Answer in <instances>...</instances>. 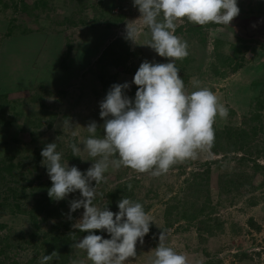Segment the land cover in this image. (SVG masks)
<instances>
[{"label": "rangeland", "instance_id": "obj_1", "mask_svg": "<svg viewBox=\"0 0 264 264\" xmlns=\"http://www.w3.org/2000/svg\"><path fill=\"white\" fill-rule=\"evenodd\" d=\"M25 1L30 4L33 0ZM49 1L52 2L39 13L37 21L39 26L43 27L44 31L42 35L37 34L36 39L29 36H14L9 38L2 36L7 17L10 14V9L5 8V10L3 9V11L0 12V89L6 91L4 95H6L8 99L6 102L7 105L4 108L3 118L0 119L1 121H9L8 124L5 125H2V122L0 123V153L7 151L13 153L15 158L24 154L27 155V153L40 142L46 143V145L53 142L58 143L59 147L57 146V151L61 152L63 151L62 148L66 146V141L74 138L76 144L83 148L82 141L88 137L87 129L84 127H87L92 121H95L98 125L97 135H103V120L99 115V104L103 100V92L100 86H96L94 87L96 92L92 93L90 91L92 82H88L89 79H86L88 74L81 73L85 67L89 68L90 61H92V56L89 54L93 51L88 52L90 50H86L94 42L96 46L95 52L93 53L96 54L98 48L101 46L99 44L101 34L87 29H85L83 33L78 29L74 31V36L71 35L62 23L63 16L67 15L70 11L69 7L61 2V0ZM260 1L261 10L264 11V0ZM255 2L256 0H237V5L240 9L239 13L245 12L248 9V11H254V6H257ZM115 9L116 8H114V10ZM126 11L128 19L123 27L117 29L116 34L119 35L122 29L125 30L126 24L129 23L135 24L138 27L140 31L135 43L130 41V50L134 51V53L125 63L127 69L123 67V69L121 67L118 69L109 67L108 70L116 75V81H114L113 84H123L127 82L132 87V85H135L132 83L133 77L143 61L166 63L169 62V60L168 58L160 57L154 50L142 45L146 40L150 39V33L141 23L138 8H127ZM28 25L31 24L29 23ZM177 25L182 26L184 33H177L176 35L182 37L183 40L185 36L188 46L196 44L198 36L196 34L187 35L185 33L187 22L185 20H180L177 21ZM199 29L201 36L204 37V49H202L204 53L202 54L201 51L195 54L190 51L189 58H193V60L192 62L190 61L182 65L183 71H180L179 75L183 79L189 92L194 90L192 81L193 78H196L200 81V86L209 88L219 97L220 102L223 103L228 110L232 109L235 107L236 97L239 95L242 96V94L245 93L241 87L245 86V83H249L253 78L262 76V73H264V46H260V43H264V40L256 39V42L248 43L252 46L246 52V56L247 58L249 57V60L243 62V65L238 67L236 71L228 70L224 74H217L209 69L211 52L213 51L212 40L218 38L222 42L218 50L223 53H228L230 51V44H236V42H234L235 39L231 37L228 30L224 27L202 26ZM65 37L70 40V44H72L73 47L80 43L75 53H81L80 58L77 59L76 56L74 57L71 62L72 66L68 69L67 73H64V71H61L60 68L55 65L57 63V56L55 54H58L62 49L64 51L63 43L65 42ZM259 47H263V50H259ZM55 49L57 50L56 52L54 51ZM84 51L89 54H84ZM256 54L261 56L257 57ZM75 59L79 61H75ZM180 63L181 62H177L176 64ZM258 63H261V65ZM220 70L221 69H219V71ZM5 71L9 73L7 76L8 78H1ZM33 75L35 77V83H43L48 89H51V94L46 97L48 98L47 108L52 111H57L55 119H49L51 121V126H45L48 116L40 117L37 113L39 102L31 98L32 90L29 89V87H25L26 79L28 77L33 78ZM84 75V80H80ZM58 85H64L68 92V94L63 97L62 101L59 99L55 100L57 98L55 88H57ZM131 87L125 90V95L133 99L135 93L130 94V91L134 90L136 92V89ZM76 98L79 100L77 103H74ZM51 104L54 106L56 104V106L53 107ZM241 118L240 110H235V112L229 110L227 119H221L217 116L214 127H221L226 123L238 125ZM29 119H31L30 122L28 121ZM64 119L70 120L74 127L72 130H64L61 127V123ZM38 121L41 126L35 128L34 126ZM24 122L25 124H28V122L35 124H28V128H25ZM17 126H20L21 129ZM30 131H34V133L30 134ZM72 131L77 133L75 137L72 136ZM16 148L18 149L17 152L15 151ZM80 155L82 159L81 165H87L88 169L92 164V158L83 150ZM216 157L217 156L210 153L209 150L202 151L196 159L177 163L171 167L166 174L159 177H153L149 173H137L131 168L122 167L119 170L109 168L105 173V180L101 182L104 184V189L107 190L114 184L133 177L137 181L136 187L133 189L134 198L140 199L147 205L146 212L152 216L154 222L150 224V231L143 238L144 243L140 244L139 241H137V256L129 258L124 264H147L148 258L153 254L155 248L151 246L149 242L150 238L154 236L156 238L155 242L159 241L158 238L161 229L167 230L168 245L173 247L177 252L185 254L188 257L189 264H194L196 260L201 259L202 253L200 251L202 249L210 250L209 252L216 254L219 259V262H216V264H233V262H231V254L238 251L249 254L251 258L250 264H262L264 262V198H262V195L256 192V190L249 192L245 191L236 196L228 194L225 195L224 200H222L224 197L222 195V197H220L221 200L216 204V185L214 183L216 173L213 174L212 172L209 182V194L213 203L216 205L213 207L211 214L217 217L221 226L219 228L217 227L215 230L211 228L210 232H208V230L197 231L195 227L198 218L189 221L182 218L181 215H179L182 206L178 205L176 197L170 198L174 193L176 194L178 192L181 180L190 170L198 169L202 161ZM222 169L224 170V167H222ZM257 179H259V176L255 178V180ZM261 179L262 178H260V180ZM6 185H10V183H2L1 188ZM98 187H100V184L97 185V188ZM178 195L181 196L182 194L179 192ZM79 198L80 193L77 190L74 193H70L65 199L71 201ZM60 201H55V203L58 204ZM103 201L104 197H101L100 200L96 199L94 203L101 207ZM165 207L166 210H164ZM185 212L188 214L189 209H186ZM68 213L69 202L62 207V217L60 219L65 223L77 225L82 217L83 208L72 212L71 220L67 218ZM249 217L259 226L258 231H255L254 228L247 224L246 220ZM0 221L6 222L12 235L18 233L20 230L26 231L28 229V223L25 217L9 216L6 214L5 210H0ZM100 235L103 237L107 235V232L102 230ZM22 246L26 252L23 253V251H20L21 255L26 257L25 253H33L25 244ZM254 252H258L259 254ZM74 253V259L83 261V264H92L83 250L75 249ZM68 264H70V262Z\"/></svg>", "mask_w": 264, "mask_h": 264}, {"label": "trees", "instance_id": "obj_2", "mask_svg": "<svg viewBox=\"0 0 264 264\" xmlns=\"http://www.w3.org/2000/svg\"><path fill=\"white\" fill-rule=\"evenodd\" d=\"M50 2L52 1L33 0L28 4L25 0H1L0 12L3 9L5 10V8L10 9L6 23L4 22L5 27L2 36L6 38L29 36L36 39L37 34L42 35L44 30L42 26H39L37 20L39 13ZM61 2L65 3L70 9L69 13L63 16L62 23L71 35L74 36V31L78 29L83 33L87 29L101 34L99 42L101 46L98 48L96 54L93 53L96 46L94 42L86 50H90L88 52L93 51L91 54L84 51V54L92 56V61H90L89 68H83L84 70L81 73L88 74L86 79H89L88 82H92L90 88L92 93L96 92L94 87L100 86L104 99L111 85L116 81L115 73H111L108 68H126L125 63L127 59L134 53V51L130 50V40L126 39L125 30L122 29L119 35L116 34V31L119 27H123L128 19L127 8L137 7L133 6V0H61ZM255 3L257 6H254V11H248V9L245 12L239 13L230 22L229 26L213 23L204 25L224 27L228 30L231 37L235 39L234 42H236V44H230V51L228 53H223L218 50L222 42L218 38L212 40L213 51L211 52L209 69L213 70V73L224 74L228 70L236 71L238 67L243 65V62L249 60L246 52L252 46L248 43L256 42L257 38L244 36L241 33V24L245 23L247 25L251 21L264 20L261 1L256 0ZM114 8L116 9L114 10ZM184 20L187 22L185 33L187 35L196 34L198 38L196 44L188 47L189 55L183 60L176 61V63L181 62L180 64H176L180 71H183L182 65L190 61L192 62L193 58H189L190 51L195 54L201 51L202 54L204 53L202 50L204 49V37L199 32V28L202 26L188 22L186 19ZM29 23L31 25H28ZM177 33H184L181 25H178L175 34ZM184 40L187 41L185 36ZM79 44L73 47L70 44V40L65 37V42L63 43L64 51L62 49L58 54H55L57 56V63L55 65L61 71H64V73H67L68 69L71 68V62L75 56L77 59L81 57L80 52L75 53ZM260 46H264V43H260ZM258 49L263 50V47H259ZM54 51L56 52L57 50L55 49ZM256 56L259 57L261 55L256 54ZM75 61L79 60L75 59ZM258 64L261 65V63ZM219 69L221 70L219 71ZM262 74L260 77L253 78L249 83H245V86H240L245 93L242 96H237L235 107L229 109L232 112L240 110L242 116L240 123L238 125L226 123L221 127H214L215 144L209 152L217 157L202 161L198 169L190 170L181 180L178 192L170 197H176L178 205L182 206L179 212L182 218L188 221L198 218L195 227L197 231L208 230L210 232L211 228L215 230L221 226L217 217L214 214L212 215L211 212L213 207L221 200L220 197L222 195L224 196L222 200H224L225 195L228 194L236 196L245 191L256 190L264 198V73ZM8 75L9 73L5 71L1 78H8ZM34 75L33 78L28 77L29 79H26L25 87H29L32 90L31 98L38 100L39 109L37 113L40 117L48 116L45 126H51L49 119H55L57 115V111L47 108L48 98L46 97L51 94V89H48L43 83H35ZM84 78L85 75L80 80H84ZM131 88L137 91L136 85H132ZM55 92L57 97L55 100L59 99L60 101L68 94L64 85H58L55 88ZM5 93L6 91L0 89V118H3L4 108L8 101L6 95H4ZM131 93L134 94L135 91L132 90L130 91ZM78 100L76 98L74 103H77ZM51 106L55 107L56 104L55 106L51 104ZM28 121L30 122L31 119ZM1 122L2 125H5L9 121H1L0 119ZM29 122L28 124H35ZM28 124H25L24 127L28 128ZM40 126L41 124L38 121L34 127L39 128ZM17 127L21 129L20 126ZM31 133L33 134L34 131H30ZM70 143H76L75 139L72 138L66 141V146L60 152L62 160L64 162L67 161L69 166H76L82 173L86 172L87 165H81V155L80 157L72 155L69 147ZM56 144L59 147L58 143ZM44 145L46 146V143L40 142L27 155L24 154L16 158L13 153L7 151L0 153V210H5L9 216L25 217L28 223L26 231L20 230L18 233L12 235L6 222L0 221V264H39L40 259L44 255L51 254L54 250L59 253V257L54 258L49 264H68L74 259L75 255L74 250L76 248L71 247L74 243L73 237L82 239L88 234L87 232H80L78 228L60 219L62 217V207L69 202V199H63L57 204L48 196V189L52 186V182L47 175L46 167L41 163L43 159L41 151ZM15 151L17 152L18 149L16 148ZM222 167H224V170ZM212 172L213 174L216 173L214 179L216 185V204L213 203L209 194V182ZM258 176L259 179L255 180ZM260 178L262 179L260 180ZM8 182L10 185L1 188L2 183L8 184ZM136 182L131 177L128 180L124 179L114 184L107 190L104 189V184L100 183V187L97 188L98 198L96 197V199L100 200L101 197H104L101 207L106 205L110 211L115 213L119 211L117 206L118 201L123 196H126L142 203L146 211L147 205L140 199L134 198L133 189L136 187ZM127 183L133 185L131 191L127 189ZM94 184L95 181L92 183V186H95ZM179 192L182 194L181 196L178 195ZM186 209H189L188 214L185 212ZM164 210H166V207ZM246 222L255 231L259 230V226L252 218L249 217ZM93 231L97 235H100L102 232V230ZM103 238L107 239L110 236L107 233ZM155 239L154 236L150 238L149 242L152 247H156L159 242H155ZM23 244L29 247V250L33 251V253H25L26 257L21 255L20 251L26 252L23 249ZM209 251L202 249L200 251L202 253L201 259L196 260L194 264H216V262H219L216 254ZM254 253L259 254L258 252ZM231 256L233 264H250L251 262L249 254L242 251L233 252Z\"/></svg>", "mask_w": 264, "mask_h": 264}, {"label": "clouds", "instance_id": "obj_3", "mask_svg": "<svg viewBox=\"0 0 264 264\" xmlns=\"http://www.w3.org/2000/svg\"><path fill=\"white\" fill-rule=\"evenodd\" d=\"M133 6L138 8L141 23L150 33V39L142 45L169 62L145 60L139 65L132 81L137 86L134 99L125 95L130 87L127 82L110 87L99 104L103 135H97L98 125L92 121L84 127L88 137L82 141L83 148L69 144L73 156L80 157L83 150L92 158L86 172L64 162L55 142L41 151V163L52 182L49 198L60 201L77 190L80 193L79 199L69 201L67 218L71 220V213L83 208L79 224L73 227L88 234L82 239L74 236L71 247L83 250L92 264H124L136 257L137 241L144 243L143 238L154 223L142 203L126 196L118 201L119 211L115 213L106 205L99 207L94 203L97 185L105 180L109 168H131L153 177L166 174L177 163L211 150L217 116L227 119L229 112L213 91L200 86L198 79L193 78L194 90L188 91L176 61L189 55V46L175 33L177 21L184 19L200 26H229L240 12L237 0H133ZM139 31L135 24H126V39L135 43ZM61 127L69 131L74 128L69 119H64ZM76 135L72 131V136ZM126 187L131 191L133 185L127 183ZM93 230H104L110 238ZM158 239L147 264H189L185 254L168 245L167 230L161 229ZM58 257L54 250L44 255L39 264H49ZM70 264L83 261L73 259Z\"/></svg>", "mask_w": 264, "mask_h": 264}, {"label": "water", "instance_id": "obj_4", "mask_svg": "<svg viewBox=\"0 0 264 264\" xmlns=\"http://www.w3.org/2000/svg\"><path fill=\"white\" fill-rule=\"evenodd\" d=\"M242 34L249 38L264 40V20L251 21L249 24H241Z\"/></svg>", "mask_w": 264, "mask_h": 264}]
</instances>
